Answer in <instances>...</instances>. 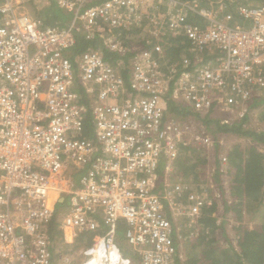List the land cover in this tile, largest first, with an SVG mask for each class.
Returning a JSON list of instances; mask_svg holds the SVG:
<instances>
[{"label": "built area", "instance_id": "2783aa9c", "mask_svg": "<svg viewBox=\"0 0 264 264\" xmlns=\"http://www.w3.org/2000/svg\"><path fill=\"white\" fill-rule=\"evenodd\" d=\"M54 1L65 25L0 0V264H52L60 200L65 243L93 233L78 264H177L212 198L176 161L215 146L194 115L240 120L264 96V4Z\"/></svg>", "mask_w": 264, "mask_h": 264}, {"label": "trees", "instance_id": "16d2710c", "mask_svg": "<svg viewBox=\"0 0 264 264\" xmlns=\"http://www.w3.org/2000/svg\"><path fill=\"white\" fill-rule=\"evenodd\" d=\"M101 1V0H100ZM202 2H206L208 0H200ZM235 2L250 4V5H263L264 0H236ZM51 9L50 6H45L40 11L39 15H36V18L40 19L43 26L46 25H65L70 21L71 17L68 13L62 14L66 15V19L59 18L56 14H50ZM59 9V8H58ZM61 11V9H59ZM89 41L84 40L82 37L78 36L76 40V45L73 48L74 53H79L82 51L87 45ZM91 44L96 45L94 42ZM263 106L264 109V96L260 98H254L249 103V109ZM170 109L175 112L177 115L185 116V115H194L192 114L187 107H183L181 105H176L174 103L169 104ZM178 109V110H177ZM264 111V110H263ZM201 124L204 125L205 129H210L212 136L215 140V143L218 141V135L233 133L242 135L250 138L251 143H258L264 146V130L257 131L245 126V122L247 120V115L240 120H235L232 122H221L219 120H213L209 117L201 118L198 115H194ZM264 120V117H262ZM212 126V128H211ZM86 128L89 130V121L86 122ZM208 131V130H207ZM217 145V144H215ZM242 146L240 143H236L230 147L228 152H226V156L231 163V166L236 169L235 172V182H236V190L234 192V199L231 204H226L224 201V211L238 209V211L242 212L241 208L243 205L245 206V210H250L252 204L260 203V198L264 193V155L262 152L254 150L251 147H255L254 145ZM202 147H198L196 150H192L190 148H184V151H187V155L191 156L194 152L199 150ZM197 153V152H196ZM181 153L180 158L185 155ZM195 154V153H194ZM186 160V159H185ZM190 158H187V161ZM181 162V163H180ZM216 165H218V160L215 161ZM182 161H179V165H182ZM188 168V167H186ZM77 176V175H76ZM76 176H73L76 179ZM217 177V175H215ZM218 180V179H216ZM212 205L210 206V210L208 213L214 212L216 210V200L212 199ZM243 201V203H242ZM64 208L66 206V202H58L55 206V214L53 220L50 223V233L52 235V250L53 252H59L57 249L58 244L56 243L58 239L62 240V230L58 229L57 223V213L59 210V206ZM216 218L211 217L210 215H206L202 220V224L204 228H211L210 232L206 235H211V239H205V235L200 237L198 240L190 242V250L196 256L194 260L192 258H188L189 264H264V229L258 235V241H253L249 233H246L242 238L238 239V249H235L233 246H229V248H219L214 246V238H212L213 231L218 227L216 224ZM257 227L264 228V216L261 221L257 224ZM123 227L120 225V232ZM121 233H119V237H121ZM93 233H88L86 235H81L77 242L74 244L87 246L91 244V238ZM121 240V239H119ZM186 242V241H185ZM186 262V261H185ZM177 264H182L179 258L177 257Z\"/></svg>", "mask_w": 264, "mask_h": 264}, {"label": "rangeland", "instance_id": "374dc122", "mask_svg": "<svg viewBox=\"0 0 264 264\" xmlns=\"http://www.w3.org/2000/svg\"><path fill=\"white\" fill-rule=\"evenodd\" d=\"M14 3L17 4L18 9L30 15L33 18L38 16L42 8L45 6H50L51 9L50 14H56L59 18L66 19V15L63 13H68L71 17L72 12L65 11L58 9L54 0H13ZM263 106H258L249 110L247 114V120L245 122V126L251 129L262 131L264 130V111ZM192 119V117H191ZM196 126L202 125L203 129H205L204 125L198 122L195 118L192 119ZM201 126H199L200 128ZM212 128V126H211ZM206 130V129H205ZM208 133L210 129H207ZM211 137H213L211 135ZM236 143L242 144V146H255L251 147L254 150L260 151L264 155V146L258 143H251L250 138L233 134V133H226L218 135V141L214 144V147H210L208 149L200 148L196 152H194L191 156L185 154L187 151H184L185 155L179 158L176 161V168L175 171L180 172L183 174L184 178L187 181L192 183L196 188L201 185L203 186L206 191L208 192L209 196L212 199L216 200V210L214 212L208 213L211 217L216 218V224L218 227L211 233L214 238V246L221 247V248H229V246H233L235 249H238V239L242 238L246 233H249L253 241H258L257 237L262 229L257 227V223L262 220L264 216V193L260 198V203L252 204L250 210H245V206L241 208L242 212L238 211V209H230L228 211H224L223 203L226 201V204H231L234 199V192L236 190V182H235V172L236 169L231 166L228 158L226 161H223L222 155L226 154L231 146ZM248 147V148H249ZM196 150V149H193ZM187 158L190 160L187 161ZM186 159V160H185ZM216 160H218V165H216ZM179 161H182V165H179ZM181 163V162H180ZM188 167V168H186ZM72 172L71 168L68 167L66 172L64 173L65 178H69L68 174ZM217 175V177L215 176ZM218 179V180H216ZM213 201V200H212ZM243 203V201H242ZM244 204V203H243ZM59 209H63L62 205L59 206ZM124 227L121 231L123 232ZM211 228L206 227L205 231L210 232ZM186 232V230L184 229ZM200 232L199 235L195 238L198 240L203 235L207 233ZM62 240H64V236L62 235ZM77 241V240H76ZM194 240L190 241L193 242ZM190 242L180 241L177 242L178 246V256L181 255L182 264H189L188 258H196V256L190 250ZM58 244L57 249L60 253L61 251L65 250L68 253L65 254L67 257V261L59 262L58 256H53V264H78L80 260L81 249L84 246H76L74 243H65L61 242L60 239L56 242ZM62 255V254H61ZM186 261V262H185Z\"/></svg>", "mask_w": 264, "mask_h": 264}, {"label": "crops", "instance_id": "0c3cea01", "mask_svg": "<svg viewBox=\"0 0 264 264\" xmlns=\"http://www.w3.org/2000/svg\"><path fill=\"white\" fill-rule=\"evenodd\" d=\"M63 233V232H62ZM206 237H205V239H211V235H205ZM63 239V238H62ZM195 241V240H194ZM61 242H64V240H61ZM75 242H77V241H75ZM68 244V243H67ZM77 244V243H76ZM77 246H79V245H77ZM81 247L82 246H84V247H86L87 245L86 244H84V245H80ZM179 251V250H178ZM68 252L67 251H65V250H63V251H61L60 253H57V252H54V255H56V257L57 256H59V255H61V254H67ZM178 258H180L181 257V255H179V256H177ZM181 259V258H180ZM182 261V260H181ZM52 264H53V262H52Z\"/></svg>", "mask_w": 264, "mask_h": 264}, {"label": "bare ground", "instance_id": "6f19581e", "mask_svg": "<svg viewBox=\"0 0 264 264\" xmlns=\"http://www.w3.org/2000/svg\"><path fill=\"white\" fill-rule=\"evenodd\" d=\"M51 198H54V194L51 196Z\"/></svg>", "mask_w": 264, "mask_h": 264}, {"label": "water", "instance_id": "95a60500", "mask_svg": "<svg viewBox=\"0 0 264 264\" xmlns=\"http://www.w3.org/2000/svg\"><path fill=\"white\" fill-rule=\"evenodd\" d=\"M60 202H62V200H60Z\"/></svg>", "mask_w": 264, "mask_h": 264}]
</instances>
